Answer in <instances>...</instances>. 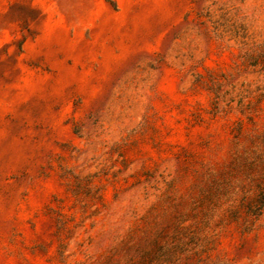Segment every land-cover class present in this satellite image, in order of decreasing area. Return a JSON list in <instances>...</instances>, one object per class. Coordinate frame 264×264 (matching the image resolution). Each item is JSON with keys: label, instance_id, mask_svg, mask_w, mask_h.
Returning a JSON list of instances; mask_svg holds the SVG:
<instances>
[{"label": "rangeland", "instance_id": "1", "mask_svg": "<svg viewBox=\"0 0 264 264\" xmlns=\"http://www.w3.org/2000/svg\"><path fill=\"white\" fill-rule=\"evenodd\" d=\"M0 264H264V0H0Z\"/></svg>", "mask_w": 264, "mask_h": 264}]
</instances>
